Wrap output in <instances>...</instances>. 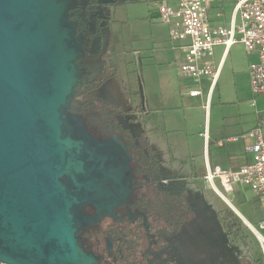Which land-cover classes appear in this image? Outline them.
I'll use <instances>...</instances> for the list:
<instances>
[{
	"label": "rangeland",
	"instance_id": "obj_1",
	"mask_svg": "<svg viewBox=\"0 0 264 264\" xmlns=\"http://www.w3.org/2000/svg\"><path fill=\"white\" fill-rule=\"evenodd\" d=\"M234 1L225 0L227 17ZM156 3V0H125L102 8L105 12L102 33L91 49L84 46L85 55L79 65L86 63L89 67L86 71L81 67L82 81L84 77L95 78L101 68L111 67L114 74L84 97L80 94L83 87L79 85L70 105L76 107L87 98H96L124 109L143 105L149 111L144 117L138 111L132 121L124 118L123 123L136 137L142 135L145 127L159 157L166 163L162 175L181 180L198 212L195 224L173 242L170 250L153 254L157 264H164L168 258L178 264H257L255 258L261 247L245 224L259 229L263 218V208L254 192L235 184L234 191L228 193L217 179L218 192L201 178L207 163L227 167L233 154H237L238 162L253 160V153L244 148L252 140L224 141V147L218 146L215 140L242 134L254 124L264 122V96L253 92L250 80L249 66L254 54L248 53L241 42L229 48L209 107L205 108L208 79L174 77V83L165 81L166 76L172 75L166 63L173 59L175 52L169 47V25L157 18ZM222 51L221 47L216 48V56ZM188 87L200 89L203 95L187 96ZM167 94L168 100L164 102L162 99ZM67 123L77 128L74 118L68 117ZM108 145L111 148L97 150L107 166L102 176H93L97 194L84 195L103 211H111L129 195L125 183L129 169L127 155L117 138ZM193 172L198 177L189 181ZM227 209L240 219L236 236L228 234L237 228V225L233 227L232 218H221Z\"/></svg>",
	"mask_w": 264,
	"mask_h": 264
},
{
	"label": "water",
	"instance_id": "obj_2",
	"mask_svg": "<svg viewBox=\"0 0 264 264\" xmlns=\"http://www.w3.org/2000/svg\"><path fill=\"white\" fill-rule=\"evenodd\" d=\"M75 2L0 0V261L7 264H99L77 234L96 220L84 195L97 194L93 179L107 167L97 150L110 140H94L68 116L85 55L71 19Z\"/></svg>",
	"mask_w": 264,
	"mask_h": 264
},
{
	"label": "trees",
	"instance_id": "obj_3",
	"mask_svg": "<svg viewBox=\"0 0 264 264\" xmlns=\"http://www.w3.org/2000/svg\"><path fill=\"white\" fill-rule=\"evenodd\" d=\"M124 1L110 0L105 3L103 0H76L70 12L71 19L78 25V33L81 34V26L88 22L93 12L108 4ZM80 7H83L84 13L77 15L74 12ZM110 69L100 71L80 94L98 89L113 76L114 72ZM135 109L125 110L122 106L96 99H88L79 107L70 105L68 109V116L77 119L82 131L98 142L117 138L128 156L129 196L125 202L113 207L111 212L101 213L94 204L84 206L86 214L96 217V220L81 228L77 237L83 249L94 254L99 264H157L153 254L170 250L173 242L197 220L198 212L192 206L186 187L180 192H172L159 186L162 161L145 127L143 134L136 138L129 127L118 122L120 117L131 114ZM89 206L95 208L94 213ZM224 212L221 218H232L233 227L237 225L228 234L238 235L240 227L237 222L240 219L231 209ZM258 252L255 261L264 264L261 249ZM164 264L178 263L168 258Z\"/></svg>",
	"mask_w": 264,
	"mask_h": 264
},
{
	"label": "built area",
	"instance_id": "obj_4",
	"mask_svg": "<svg viewBox=\"0 0 264 264\" xmlns=\"http://www.w3.org/2000/svg\"><path fill=\"white\" fill-rule=\"evenodd\" d=\"M222 0H178L173 4L157 1L158 19L169 25L171 41L184 42L185 55L179 66V75L183 78L199 81L206 78L210 82L205 101L209 107L211 95L219 77L223 59L219 65L214 62V51L223 46L229 48L241 42L248 53L257 55V60L249 68L252 90L264 95V0H237L230 24H213L211 9ZM220 15V14H219ZM191 97L202 96L198 88L189 91ZM250 139L247 150L253 153V160L237 169H224L219 165L207 163L204 180L210 187L218 190V179L223 189L230 193L234 185L249 187L263 208V218L259 229L251 225L264 258V122L239 135L226 139L227 142ZM222 143V141H221ZM0 264H7L0 261Z\"/></svg>",
	"mask_w": 264,
	"mask_h": 264
},
{
	"label": "flooded vegetation",
	"instance_id": "obj_5",
	"mask_svg": "<svg viewBox=\"0 0 264 264\" xmlns=\"http://www.w3.org/2000/svg\"><path fill=\"white\" fill-rule=\"evenodd\" d=\"M103 8V7H102ZM98 9V10H96L95 12H93L91 15H90V17H89V20H88V22L86 23V24H84L83 26H81V28H80V31H81V34L82 35H84V45H85V47L87 48V49H91L92 48V45L94 44V42L98 39V37H100V35H101V33H102V28H103V20H104V17H105V12H103V9ZM74 13H76L77 15L78 14H80V13H84V9H83V7H80V8H78V9H76L75 10V12ZM77 15H75L74 17L76 18V16ZM81 67L83 68V70L84 71H86V70H88L89 69V67H88V65L85 63V64H81ZM106 68H109V67H106ZM111 68V67H110ZM104 68H101L100 69V71H102ZM110 70H112V68L110 69ZM113 71V70H112ZM111 78V77H110ZM109 78V79H110ZM94 79V78H93ZM93 79H90V78H88V77H84V79H83V82H82V87H83V89H85L86 87H88L89 86V84L92 82V80ZM108 80V79H107ZM106 80V81H107ZM105 81V82H106ZM104 82V83H105ZM103 83V84H104ZM102 84V85H103ZM101 85V86H102ZM100 86V87H101ZM99 87V88H100ZM98 88V89H99ZM97 90V89H96ZM93 91H95V90H89V91H87L86 93H84V94H81V96H85V95H88V94H90L91 92H93ZM90 99V98H89ZM91 99H96V98H91ZM86 100H88V98L86 99ZM86 100H84L83 102H85ZM96 100H99V99H96ZM101 101V100H100ZM82 102V103H83ZM103 102V101H102ZM81 103V104H82ZM104 103H108V102H104ZM80 104V105H81ZM112 104V103H111ZM79 105V106H80ZM79 106H76V107H79ZM136 108L135 109V111H133L131 114H126L125 116H123V117H120L119 118V120H118V122L119 123H121L122 124V126H126L125 125V123H123V121H124V118L126 119H128V121H132L133 120V118H132V116L135 114V113H137L138 111H141V117H144L145 115H147V110H146V108L145 107H143V105H140V106H131L130 108ZM129 108V109H130ZM125 110H128V109H125ZM126 127H128V126H126ZM131 130V129H130ZM143 132H144V130H143ZM133 134V133H132ZM143 134V133H142ZM148 134V133H147ZM134 135V134H133ZM135 136V135H134ZM136 137V136H135ZM140 137V136H139ZM139 137H136V138H139ZM149 137V136H148ZM114 138V137H113ZM113 138H111V139H109V140H112ZM150 139V138H149ZM150 142H151V140H150ZM120 143V142H119ZM151 144H152V142H151ZM152 146H153V144H152ZM153 148H154V146H153ZM155 149V148H154ZM158 152V151H157ZM126 153V152H125ZM127 155V154H126ZM158 157H159V153H158ZM160 158V157H159ZM160 160L162 161V164H161V167H160V179H159V186L160 187H162L163 189H167V190H170V191H172V192H180V191H182L186 186H182V183L180 182L181 180H179V178L178 177H176V178H173V179H169L168 177H164L163 175H162V173H163V166H164V164H166V163H164V161L160 158ZM118 162H121V160H119L118 159ZM127 163H128V160H127ZM168 168V167H167ZM167 168L165 169V170H167ZM127 174L128 173H126V176H125V183H126V185L128 186V179H127ZM189 182V181H188ZM170 184H172L171 185V187H170ZM183 187V188H182ZM129 196V195H128ZM127 196V197H128ZM127 199V198H126ZM125 202V201H124ZM123 202V203H124ZM122 204V203H121ZM118 205H120V204H118ZM118 205H116V206H118ZM89 208V210L92 212V213H94V211H95V208L93 207V206H89L88 207ZM125 207H123V208H120V209H124Z\"/></svg>",
	"mask_w": 264,
	"mask_h": 264
},
{
	"label": "crops",
	"instance_id": "obj_6",
	"mask_svg": "<svg viewBox=\"0 0 264 264\" xmlns=\"http://www.w3.org/2000/svg\"><path fill=\"white\" fill-rule=\"evenodd\" d=\"M156 1H167V2H170V3H173V4H175V3H177V1L178 0H156ZM236 1L237 0H235L234 1V6H235V3H236ZM234 6H233V9H234ZM233 9H232V12H231V14H230V16H226V14H225V11H226V3H225V0H222V2L221 3H218V4H216L212 9H211V11H210V14H211V20H212V22H213V24H225V25H229L230 24V20H231V16H232V13H233ZM220 14V15H219ZM169 38H170V35H169ZM171 40V39H170ZM183 44H185L184 42H179V41H171V44L169 45V47H171V48H173V50H174V52H175V54H174V57H173V59L172 60H169V61H167V68H170V70H171V73H172V75L170 76L169 75V77L168 76H166V83H170V82H172L173 81V83H174V77H177V78H179L180 80H183L184 78L183 77H181L180 75H179V66H180V63L182 62V60H183V58H184V55H185V50H184V48L182 47L183 46ZM218 47H221L222 49H223V51H222V53H221V55L219 56V57H217L216 56V54H215V51H214V62H215V64L216 65H219L220 64V61L223 59V64H224V61H225V58H226V55H227V53L225 52V48L223 47V46H217L216 48H218ZM215 48V49H216ZM254 54V53H253ZM257 60V55L256 54H254V60H253V62L254 61H256ZM251 65V64H250ZM223 66V65H222ZM249 68H250V66H249ZM186 79V78H185ZM191 80V79H190ZM180 87H181V89H182V87H184L183 86V84L181 83V85H180ZM194 88V87H193ZM193 88H191V87H188L187 89V96H189V97H191L190 95H189V91L191 90V89H193ZM179 95H180V93H179ZM168 96H169V94H167L165 97H163V101L165 102H167V100H168ZM261 96H264V95H261ZM191 98H195V97H191ZM204 105H205V103H204ZM203 105V106H204ZM205 107V106H204ZM147 115H149V111H147ZM258 123H260V122H258ZM257 123V124H258ZM257 124H254L251 128H253L254 126H256ZM250 128V129H251ZM249 129V130H250ZM229 137H231V136H228L227 138H229ZM150 138V137H149ZM226 138V139H227ZM226 139H224V140H215V142L217 143V145L218 146H220V147H224V145H225V142L224 141H226ZM151 140V139H150ZM221 141H222V143H221ZM239 141V140H238ZM152 142V141H151ZM234 142H237V141H231V142H229V143H234ZM247 144L245 143L244 144V148H245V150H247ZM247 152H249V153H252V152H250V151H248L247 150ZM159 153V152H158ZM252 161V160H251ZM248 162H250L249 160H246L245 162H238V156H237V154H233L231 157H230V162H229V164H228V166L227 167H224V166H222V165H220V164H216V165H219V166H221L222 168H224V169H237V168H239V167H241L242 165H244V164H246V163H248ZM210 164V163H209ZM206 172V171H205ZM204 174L205 173H203L202 175H201V178H203V180H204ZM198 177V174L196 173V172H193L192 174H191V179H189V181L191 180V181H195L196 180V178Z\"/></svg>",
	"mask_w": 264,
	"mask_h": 264
},
{
	"label": "bare ground",
	"instance_id": "obj_7",
	"mask_svg": "<svg viewBox=\"0 0 264 264\" xmlns=\"http://www.w3.org/2000/svg\"><path fill=\"white\" fill-rule=\"evenodd\" d=\"M220 195V194H219ZM223 196V195H222ZM232 207V206H231ZM236 212V211H235Z\"/></svg>",
	"mask_w": 264,
	"mask_h": 264
}]
</instances>
